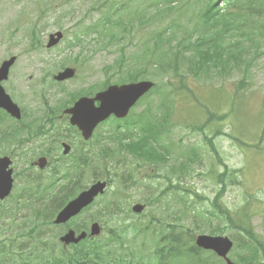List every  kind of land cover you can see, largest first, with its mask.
Masks as SVG:
<instances>
[{
	"label": "rangeland",
	"instance_id": "374dc122",
	"mask_svg": "<svg viewBox=\"0 0 264 264\" xmlns=\"http://www.w3.org/2000/svg\"><path fill=\"white\" fill-rule=\"evenodd\" d=\"M103 1L0 0V5H6L5 9L7 8L6 12L0 14V62L10 56L17 58L13 67L15 70L11 69L10 80L3 86L20 110L30 109L33 112L41 108L48 110L56 107L57 103L65 98V103L59 107L57 112V117H60L64 114V110L71 107L77 100L73 95H65L60 89L80 93L85 89L84 80L87 77H90L91 83L103 82L105 73L101 68L110 65L114 60L116 43L109 42L100 45L99 41H94L95 36L89 32L90 26L94 25L106 10V4ZM32 32L36 41H34ZM55 32H61L63 37L58 45L47 49L48 36ZM75 58L83 61L85 66H75L72 62ZM61 64H67L63 68H73L75 76L64 83H57L52 76L57 74ZM248 75L249 78L243 91H236L241 73L232 72L224 78L213 80L211 85L197 80H188L187 88L183 89L180 94L171 93L165 96L170 99L169 106H175L176 109L183 108L185 117L183 135H178L177 139L180 137L182 140L185 161L192 153L197 152L196 162L190 165L194 172L190 171L191 177L182 179L183 187L209 198H212L218 189V186L205 176L208 172V160L213 158L212 154L207 152V147L200 134L189 131L192 127L205 122L208 109L217 117H222V120L215 121L216 116L214 115L212 122L215 121V126H225L230 135L236 139L237 142L226 137H219L215 142L222 162L229 170L239 169V174L244 176V180H241L242 185L227 188L225 204L233 211L244 207L247 197L254 198L264 195V183L262 182L264 180V47L261 53L254 58ZM40 79H45L43 86L37 85ZM116 79L117 76H114L111 80L116 81ZM152 81L159 84L157 80ZM42 87L45 89L47 104L33 101V91L38 94ZM95 89L96 87H92L91 91ZM156 97L157 94H150L147 101H153L155 104ZM176 112L181 114L179 110ZM34 116L37 117V113H34ZM46 117L43 116L42 119ZM66 118V115L60 119L57 118L56 123L59 124H55L57 130H64L63 127L68 126L64 122ZM201 121L203 122L200 123ZM106 124L108 125L109 122ZM16 125L18 126L17 122ZM207 128H210V125ZM177 144L175 142V146ZM223 166L215 162L216 172H221ZM155 177L156 179L149 185L152 188L150 192L157 196L159 191L167 186L166 173L165 171L156 172ZM172 183L177 185L179 182L172 180ZM135 192H130L129 197L138 196L140 203L147 206L144 214L153 219V223L158 221L164 226L165 220L170 221V214L175 213L176 215L181 214L177 222L187 226L192 224L196 217L195 212L188 214L183 212L180 204L172 202L168 206L169 197L148 203L143 189H136ZM203 202L195 206L197 211L204 208ZM260 204L257 199H251L247 210L254 211ZM4 210L5 208L0 209V211ZM12 214L15 218L20 217L16 211H12ZM135 221L139 219L136 217ZM261 221L260 215L252 216L251 223L254 231L259 236H264ZM5 228L6 231L0 232V240L5 243H12L24 236V233L17 230L9 221L5 222ZM163 236L164 234L160 233L157 238ZM101 237L105 238V233ZM154 237L151 238L154 240ZM140 238L138 237L137 241ZM28 251V248L24 249V252ZM19 254V252H14L11 255L15 256V259L8 256L7 262L17 261Z\"/></svg>",
	"mask_w": 264,
	"mask_h": 264
},
{
	"label": "trees",
	"instance_id": "16d2710c",
	"mask_svg": "<svg viewBox=\"0 0 264 264\" xmlns=\"http://www.w3.org/2000/svg\"><path fill=\"white\" fill-rule=\"evenodd\" d=\"M103 3L106 4L105 12L89 30L95 29L99 41L117 43L113 63L105 67L107 78L104 89L112 83L110 77L114 74H117L114 83L159 79L166 86L174 87L173 93H179L187 88V79L211 85L215 79L240 72L241 79L236 91H243L250 66L264 47V0H104ZM167 101H160L153 112L145 109L137 117L138 122L145 127L147 120L151 119L154 168L157 171H163L167 163V159L162 160L160 155L165 152L166 146L162 142L171 124L170 106L165 104ZM208 116L203 129L215 118L209 109ZM133 120L134 116L130 118V121ZM192 130L195 131V128ZM220 135L223 132L218 130L211 137L203 138L219 164L222 161L214 139ZM213 166L215 164L212 163ZM214 167L210 169L215 173ZM184 170V179L191 177L189 164ZM64 171L67 176L70 175L68 169ZM113 175L118 177L121 185V178L128 181H124L125 189L141 185L137 177L127 179L123 175ZM210 179L220 186L211 199L194 193L193 197L187 193L183 201L178 196L176 198V203L179 201L184 204L183 212L187 214L204 201V208L198 210L191 227L179 225L177 228L170 224L169 231L153 232L155 237L151 245L156 264L165 258V253L168 254V263L171 257L183 254L198 257L199 249L194 244L196 233H201L205 228L213 233L223 218L232 223V218L248 216L245 209L232 214L224 201L228 186L240 185L241 180H244L239 169L229 170L225 167L216 176L212 174ZM170 190L169 185L160 194L167 195ZM76 191L77 184L70 182L59 193L57 209H61L64 201ZM169 218L177 221L181 214L172 213ZM218 229L223 232L225 227ZM160 233L164 236L157 238ZM125 245L123 239L115 237L84 241L73 246L71 251L58 254L53 260L32 262L17 259L10 264H123L127 262L122 252ZM12 254L14 251L11 248L10 258L15 259ZM129 258L128 264H153L149 253L133 254Z\"/></svg>",
	"mask_w": 264,
	"mask_h": 264
},
{
	"label": "flooded vegetation",
	"instance_id": "af4514ba",
	"mask_svg": "<svg viewBox=\"0 0 264 264\" xmlns=\"http://www.w3.org/2000/svg\"><path fill=\"white\" fill-rule=\"evenodd\" d=\"M48 125L35 126L27 128L23 133L27 136L26 142L0 141V157L6 156L10 159V169L12 173V187L15 196H22L23 199H32L38 209H46L49 199L54 198L58 185V172L55 166H63L74 161H87L91 155L98 154L99 162L105 160L104 140L106 133L102 132V139L97 132L92 135L91 140L84 141L79 132L72 130L73 127L66 130H57L55 126H51L52 118L45 120ZM150 124V121L147 122ZM146 134V157L149 163L152 162L153 133L150 125ZM24 129V126H21ZM141 137V135L139 136ZM109 138V137H108ZM127 143H130L127 140ZM138 142V141H136ZM63 144L71 147V153L65 156L63 154ZM127 144L120 146L115 151V163L119 169L124 171L123 163L129 161L136 169L141 178L149 179L152 175L153 166L149 163L143 164L144 155L132 153L129 154L125 147ZM34 150V151H33ZM167 159L173 156L180 161L184 158L181 148L167 149L165 152ZM39 159L45 160V167L40 168L37 165ZM23 204V202H22ZM61 248L63 246L61 245ZM67 249V247L65 248Z\"/></svg>",
	"mask_w": 264,
	"mask_h": 264
},
{
	"label": "water",
	"instance_id": "95a60500",
	"mask_svg": "<svg viewBox=\"0 0 264 264\" xmlns=\"http://www.w3.org/2000/svg\"><path fill=\"white\" fill-rule=\"evenodd\" d=\"M60 39V33L56 34V39L51 35L48 47L55 45ZM11 62L2 64L0 68V82L7 78ZM73 75V70L66 69L63 73L58 74L55 79L62 81L67 78H71ZM152 87V82H141L121 87L112 86L109 87L106 92L97 94L94 99H80L72 109L67 110L66 112L72 115L70 120L71 124L77 125L87 137L91 134V131L98 122L105 120L111 114L115 115L117 118L125 117L128 110L136 103L139 97L145 92L151 90ZM95 101H99L100 103L98 108L94 107ZM0 105L11 114L17 112V108L7 102V97L3 93H0ZM104 188V183H98L91 187L88 192L80 194L76 199L70 201L56 216L54 223H65L72 217L79 214L83 208L87 207L92 202L95 196L99 193L103 194ZM142 210L143 207L140 205L133 207V211L136 213H140ZM99 231V227L97 225H93L91 227V236L98 235ZM74 236V232L70 231L61 238V242L65 245L70 243L77 244L79 241L84 239L86 235L85 233H82L78 237Z\"/></svg>",
	"mask_w": 264,
	"mask_h": 264
}]
</instances>
